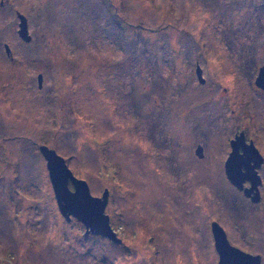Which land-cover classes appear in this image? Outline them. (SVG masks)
Listing matches in <instances>:
<instances>
[{
  "label": "rangeland",
  "instance_id": "1",
  "mask_svg": "<svg viewBox=\"0 0 264 264\" xmlns=\"http://www.w3.org/2000/svg\"><path fill=\"white\" fill-rule=\"evenodd\" d=\"M263 67L264 0H0V264H219L214 222L264 264V165L259 203L225 171L242 133L264 157ZM41 146L118 243L63 216Z\"/></svg>",
  "mask_w": 264,
  "mask_h": 264
},
{
  "label": "water",
  "instance_id": "2",
  "mask_svg": "<svg viewBox=\"0 0 264 264\" xmlns=\"http://www.w3.org/2000/svg\"><path fill=\"white\" fill-rule=\"evenodd\" d=\"M18 18L20 20L19 37L26 42L31 41L27 18L22 14H18ZM6 49L11 56L10 50ZM197 77L200 83H205L200 67L197 68ZM38 82L39 87H41L43 82L42 75L38 76ZM256 85L264 90V67L259 72ZM231 148L232 152L226 161L225 167L228 180L233 185L241 187L244 180L248 179L253 182V187L256 189L259 180L255 168L262 163L259 151L253 142L246 144L243 133L231 141ZM240 149H243V154H240ZM40 152L47 162L49 178L59 210L63 216L67 220H70V216H73L84 223L88 229L87 234L93 233L108 237L118 243L120 240L110 226L109 217L105 214L109 191L106 190L102 198L93 197L86 181L77 179L68 168L64 158L58 155L56 151L49 149L47 146H41ZM197 154L201 156V147ZM252 162L256 164L251 165ZM242 167L245 169L244 172ZM70 182L73 185V190L69 188ZM258 194L257 192V198H253V201L258 200ZM212 231L215 247L219 255V264H261L260 256L247 254L231 246L226 233L217 222L212 224Z\"/></svg>",
  "mask_w": 264,
  "mask_h": 264
},
{
  "label": "flooded vegetation",
  "instance_id": "3",
  "mask_svg": "<svg viewBox=\"0 0 264 264\" xmlns=\"http://www.w3.org/2000/svg\"><path fill=\"white\" fill-rule=\"evenodd\" d=\"M10 56V55H9ZM11 57H12V55H11ZM10 57V58H11ZM251 142H253L252 140L251 141H249V143L246 141V144H250ZM258 150V149H257ZM259 151V150H258ZM232 152V151H231ZM240 154H243V149H240ZM260 153V152H259ZM260 156H261V159H262V163L260 164V166L259 167H256L255 168V172H256V175L258 176V180H259V182H258V185H257V188L255 189L254 187H253V182L252 181H250V180H248V179H246V180H244V182L242 183V185H241V187H237L236 185H233L235 188H237V190L239 191V192H241V193H243L244 195H245V197H247L248 199H250L251 200V202H261V200H262V198H263V196H262V193H261V187L263 186V180H262V178H261V175L259 174V171H260V169H261V167L264 165V157L261 155V153H260ZM256 163L255 162H252L251 163V165H255ZM225 167H226V163H225ZM242 171L244 172L245 171V169L242 167ZM259 193L258 194V200L257 201H253V198H257V196H256V193ZM255 198V199H256ZM224 230V229H223ZM224 232L226 233V231L224 230ZM226 237H227V239H228V235H227V233H226ZM228 241H229V239H228ZM229 243L231 244V242L229 241ZM231 246H233L232 244H231ZM234 248H236V249H239V248H237V247H235V246H233ZM239 250H241V249H239ZM241 251H243V250H241ZM244 252V251H243ZM245 253H247V252H245ZM248 254V253H247ZM257 256H260V255H257ZM261 257V256H260ZM261 264H263V259H262V257H261Z\"/></svg>",
  "mask_w": 264,
  "mask_h": 264
},
{
  "label": "trees",
  "instance_id": "4",
  "mask_svg": "<svg viewBox=\"0 0 264 264\" xmlns=\"http://www.w3.org/2000/svg\"><path fill=\"white\" fill-rule=\"evenodd\" d=\"M198 67H200V66L198 65Z\"/></svg>",
  "mask_w": 264,
  "mask_h": 264
}]
</instances>
